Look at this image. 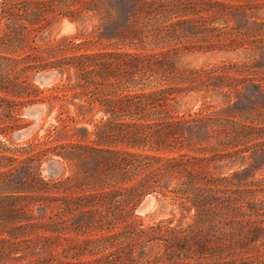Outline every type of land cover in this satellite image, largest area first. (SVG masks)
I'll return each mask as SVG.
<instances>
[{"label": "trees", "instance_id": "trees-1", "mask_svg": "<svg viewBox=\"0 0 264 264\" xmlns=\"http://www.w3.org/2000/svg\"><path fill=\"white\" fill-rule=\"evenodd\" d=\"M0 7L7 28L0 58L16 64L20 58L3 53H9L11 44L34 38L51 20L88 14L98 19L93 40L69 47L83 52L58 57L54 48L42 50L24 67L78 71L77 86L91 89L86 101L97 103L105 119L93 140L66 144L86 164L80 183L86 189L68 202L52 193L55 186L42 175L51 146L41 141L35 149L0 140V264H131V240L164 241L169 264H264L259 250L264 178L256 177L264 162H254L255 154L264 159V127L255 124L264 119V75L259 70L264 65L233 63L226 74V65L201 72L179 62L186 49L183 40L196 36L202 19L225 15L226 0H4ZM259 46L264 56V39ZM210 82L242 101L236 112H229L241 130H233L227 154L226 108L180 113L177 106L183 96ZM30 95L0 85V102L7 104H0V116L7 110L10 119L0 117V137L22 108L44 101ZM249 159L231 178L222 173L226 160L235 166ZM149 193L170 198L181 217L191 214L192 221L170 225L173 219H168L139 227L136 205ZM62 202L102 221L108 213L119 222L129 215V230L113 236L125 238L127 256L108 252L82 258L88 241L60 240L70 233L66 220L53 216ZM74 222L71 230L79 233L81 225L76 218ZM100 241L105 247L108 240ZM54 246L60 252L53 253Z\"/></svg>", "mask_w": 264, "mask_h": 264}, {"label": "rangeland", "instance_id": "rangeland-1", "mask_svg": "<svg viewBox=\"0 0 264 264\" xmlns=\"http://www.w3.org/2000/svg\"><path fill=\"white\" fill-rule=\"evenodd\" d=\"M2 1L4 0H0V6ZM224 10L225 15L223 16L202 19L200 23L203 28L196 31V36L183 40L186 49L179 57L181 66L204 72L209 68L216 69L226 65V74H228L231 72L228 66L233 63L240 65L245 63L255 67L264 65L262 47L259 46L260 40L264 39V0H226ZM97 26L98 19L92 14L77 19L60 16L36 31L34 38L20 44H11L8 47L9 53H3L20 58V63L16 64L0 58L1 86L9 85L13 90L24 92L25 96L32 94L31 97L44 100L27 104L22 108L18 120H12L9 123V127L12 128L3 129V132L6 130L7 134L1 135L0 140L8 139V143L12 146L31 145L35 149L41 148L39 144L41 141L51 146L49 157L41 165L42 175L55 186L52 193L62 195L67 202L72 199L71 197L86 189L84 185H80L85 180L84 166L86 164L82 162L81 154L66 144L79 140L85 142L93 140L96 137L98 126L105 119L97 103L90 105L86 101L88 97L85 93L91 89L85 90L77 86L81 82L78 71L70 69L65 74L57 70L35 72L25 69L24 66L29 64L28 62H34L33 53L46 49L54 48L58 57L73 52H83L85 50L83 48L70 49L69 47L86 40H93ZM6 31L5 19L0 14V46L4 44L3 37ZM259 70L264 75V68ZM67 75L70 79H67ZM36 94L37 97H35ZM0 104L7 108L6 103L0 102ZM177 106L180 113L196 112L199 109L207 110L208 108L213 110L226 108V154L232 149L227 142L233 130H241V128L239 124L230 121L232 117L229 112H236L238 106H242V101H238L235 94L230 93L227 87L225 96L215 82L203 84L198 90L183 96ZM37 110H40L38 117L36 116ZM0 117L10 120L7 110H4ZM236 119L240 120L238 117ZM255 124L264 127V119ZM86 135L88 137L84 138L83 136ZM260 139L264 140V134L260 136ZM250 161L252 162L250 159L247 160L244 165L231 166L226 160V169L222 170V173H226V177L231 178L235 170L248 166ZM254 162L255 165L262 164L264 159L255 154ZM88 164L93 165L94 163L90 160ZM256 177L264 178V168L256 172ZM148 195L154 196L155 205L148 212L139 213L138 207ZM260 196L264 206V193ZM53 216L64 218L69 228L68 237L60 240H69L72 244L80 240L88 241L87 251L82 258H93L108 252L122 258L127 256L125 238L113 236L118 232L129 230L131 222L129 215L124 214L123 221L119 222L114 213H108L105 221H102L99 215L93 216L88 213L87 209H80L75 204L68 205L62 202L53 209ZM134 217L140 220L139 227L145 228L156 225L161 220L173 219L170 225L181 223L183 226L192 221L191 214L185 218L181 217L177 205L170 198H160L151 193L143 196L138 202ZM75 218L77 224L81 225L79 233L71 230V227L76 224ZM229 221L226 222L228 223L226 228H230ZM238 238L241 240L242 236ZM100 240H108L105 247ZM260 240L259 250L264 253V231ZM111 241L114 243L113 247L110 246ZM130 242H133L135 247L131 264H169L166 259L169 249L164 241L155 240L147 244H140L133 240ZM58 252L60 248L54 246L53 253Z\"/></svg>", "mask_w": 264, "mask_h": 264}, {"label": "bare ground", "instance_id": "bare-ground-1", "mask_svg": "<svg viewBox=\"0 0 264 264\" xmlns=\"http://www.w3.org/2000/svg\"><path fill=\"white\" fill-rule=\"evenodd\" d=\"M149 197L147 198V201L143 204V206L141 207V211L143 213L148 212L151 208L154 207L155 205V198L153 195H148Z\"/></svg>", "mask_w": 264, "mask_h": 264}, {"label": "water", "instance_id": "water-1", "mask_svg": "<svg viewBox=\"0 0 264 264\" xmlns=\"http://www.w3.org/2000/svg\"><path fill=\"white\" fill-rule=\"evenodd\" d=\"M39 114H40V110H37L36 116L38 117ZM148 197H149V196H146V197L144 198L143 202L139 205V207H138V212H139V213L144 214V213L141 211V207H142L143 204L147 201V198H148Z\"/></svg>", "mask_w": 264, "mask_h": 264}]
</instances>
